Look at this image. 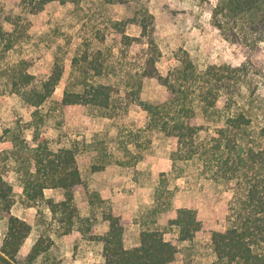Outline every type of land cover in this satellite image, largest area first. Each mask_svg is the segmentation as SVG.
Segmentation results:
<instances>
[{"label": "rangeland", "instance_id": "rangeland-1", "mask_svg": "<svg viewBox=\"0 0 264 264\" xmlns=\"http://www.w3.org/2000/svg\"><path fill=\"white\" fill-rule=\"evenodd\" d=\"M217 2L74 0L52 2L32 14L23 0H0V26L12 41L9 49L7 42L0 46V175L14 188L11 213L34 229L18 256L20 264L27 262L41 235L51 237L49 254L64 264H105L98 239L109 231L106 215L112 211L126 221L127 249L140 245L143 231L158 229L177 247V264L215 260L212 232L226 229L222 214L232 192L205 176L198 163L175 159L176 142L149 126L143 104L163 103L168 89L156 78H144L143 72L151 56L157 57L156 66L165 77L187 56L200 72L211 65L250 64L264 94L261 33L241 24L237 36L227 39L214 26ZM147 12L155 17L156 36L149 33L142 42L127 44L125 35L141 37L137 22ZM57 63L63 67L62 80L35 115L37 109L17 92L21 78L26 73L47 78ZM85 83L114 87L113 107L75 105L65 110L67 88L80 92ZM245 95L246 90L239 100ZM199 122L208 124L201 116ZM35 135L46 138L53 151L76 152L85 183V189L75 193L72 227L77 236L67 234V223L54 218L46 205L27 207L24 202L19 171L32 166L31 152L21 144L16 148L12 139L31 141ZM45 193L57 202L65 199L59 189ZM182 208L195 210L200 220L210 223L211 231L181 241L178 228L169 222ZM6 226L0 214V247Z\"/></svg>", "mask_w": 264, "mask_h": 264}, {"label": "trees", "instance_id": "trees-1", "mask_svg": "<svg viewBox=\"0 0 264 264\" xmlns=\"http://www.w3.org/2000/svg\"><path fill=\"white\" fill-rule=\"evenodd\" d=\"M74 0H23L32 14H38L52 2L66 4ZM214 26L228 39L237 36L247 24L261 33L264 40V0H218L213 9ZM137 25L141 37L125 35L127 44L142 42V38L156 36L155 17L147 12ZM228 31V32H227ZM0 26V46L12 41ZM155 45V39L150 42ZM157 57L147 60L144 78H156L168 89V97L160 104H143L149 115V126L158 129L177 144L175 159L198 163L213 182L229 187L232 198L222 214L227 223L224 231L212 232V251L215 260L208 264H264V94L260 90L258 73L250 64L211 65L200 72L189 58L163 76L156 66ZM63 77V67L56 64L51 75L39 79L24 74L17 89L22 100L38 113L55 93ZM82 91L67 88L63 106L75 105L101 109L113 107L117 90L105 84H81ZM246 95L243 101L239 96ZM129 95V94H127ZM208 121L200 124L199 117ZM10 132V131H7ZM13 137L15 147H26L31 155L20 172L24 202L27 207L46 205L61 223H67L66 233H77L72 227L77 212L75 193L85 189L76 152L72 149L53 151L46 138L33 136L31 141ZM2 139L0 138V142ZM32 167H34L32 169ZM35 171V172H34ZM47 189H59L64 200L48 198ZM14 188L0 175V214L7 220L6 232L0 247V264H20L18 256L33 226L11 213ZM40 212V211H39ZM40 215L42 213L40 212ZM109 231L98 240L103 244L105 264H177V247L158 229L145 230L140 245L127 249L124 242L126 221L118 212L106 215ZM169 224L179 230L181 241H193L201 233L209 232L210 223L202 221L195 210H176ZM50 236L41 235L31 249L25 264H64L53 259L49 251Z\"/></svg>", "mask_w": 264, "mask_h": 264}]
</instances>
